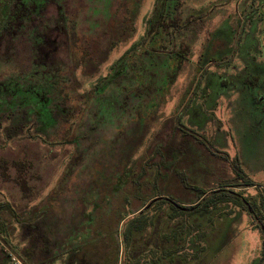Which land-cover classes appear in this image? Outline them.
<instances>
[{
  "label": "rangeland",
  "instance_id": "rangeland-1",
  "mask_svg": "<svg viewBox=\"0 0 264 264\" xmlns=\"http://www.w3.org/2000/svg\"><path fill=\"white\" fill-rule=\"evenodd\" d=\"M155 2L0 0V158L30 162L33 187L20 198L10 163V180L0 177V246L13 253L3 264H73L70 248H85L86 264L100 249L110 264L95 234L114 244L134 214L120 218L150 197L188 206L192 187L227 183L236 164L259 188L230 189L264 214V0H183L179 16L193 22L169 37L189 45L187 60L169 83L172 45L161 35L160 89L140 100L129 93L160 39L145 41ZM201 207L190 215L200 222ZM173 209L166 228L186 215ZM223 210L197 230L200 250L184 264H264L260 225ZM38 243L47 253L30 260L24 250Z\"/></svg>",
  "mask_w": 264,
  "mask_h": 264
},
{
  "label": "trees",
  "instance_id": "trees-1",
  "mask_svg": "<svg viewBox=\"0 0 264 264\" xmlns=\"http://www.w3.org/2000/svg\"><path fill=\"white\" fill-rule=\"evenodd\" d=\"M182 4L183 0H156L154 3L153 12L147 20L145 41L149 43L155 42L158 36L160 39L156 42L158 43V46L150 45L144 51V54H147L151 58L149 64L151 65V69L148 70L144 67V72L147 73L143 74V81H141L140 85L134 86V89L129 93L138 97L140 100L144 97L152 99V95L160 89L159 86L155 85L156 80H158L155 77L159 76L155 71H157L158 68H161L157 66L158 63L156 64V58L158 57L157 55H159L157 53H161L164 49H167V44L172 45L169 51L173 53L171 58L174 60L172 63V72L168 73L169 83L174 81L178 71L181 70L184 62L187 60V54L190 50L189 45L181 43L178 45V48L175 49V44L170 38L176 31L188 27V25L193 22L192 18L182 20L179 16ZM161 35H164V38L167 39V44H165L166 40L164 42L161 40ZM134 48L135 45H132L130 51L128 50V52L123 55V57L121 56L120 59L122 60L125 56L127 57V54L133 53ZM127 59L130 61L132 60V57L130 59L127 57ZM128 61L126 64H128L130 68H133V66L135 67L134 62L131 64V62L129 63ZM137 67H140V65H137ZM102 80L103 78L100 81ZM99 82L94 85L95 89L98 87ZM149 86H151V88ZM153 86L154 88H152ZM78 155L73 156L70 160L66 173L73 170L77 163ZM9 163L15 169V177L12 178V181L20 191V198L29 199L33 194V187L29 181L27 172L31 167L30 162L25 159H12L8 162L6 158H0V177L4 181L10 180V176L6 173ZM233 170L236 178H230L227 180V183L219 185L216 188L204 190L202 188L192 187L193 189H196L198 193L196 194L195 200L190 202V205L188 206L165 198L160 199V197H156L158 195L150 197V200L148 199V201L146 200L143 202L140 208L120 218L119 223L130 214H134L123 222V226H125L124 228H121V238L119 239L116 237L115 242L113 240L114 244H112L107 237L108 233L103 239L99 234H95L96 236L93 237L99 238L100 241L105 243L107 247L106 259H111L112 262L110 264H178V261L180 264H184L188 258H194L196 252L200 250L201 246L195 244L194 238V235L197 234V230L204 229L205 225L209 226L211 224V218L215 214L219 215L225 212L223 210L215 213L221 205H232L233 207H236L237 210H245L251 218L260 225V229L264 235V214L260 209L261 201L260 205L256 200L250 202L240 192L230 189V187L237 186H256L257 188H259V186L242 172L238 164L234 165ZM234 181L238 182L234 183ZM154 197H156V200L151 199ZM164 202L168 203L169 208H166L167 206L163 205ZM152 204H156L155 207L151 208ZM199 206H202L200 215H206V218H203L201 222L190 217V215L193 214V211H197ZM173 208L179 210L180 213L181 211H184L186 215L183 218L182 224L178 222L175 225H171L170 228H166L164 227V224L165 226L168 225V222L166 221L170 219L172 220L171 222H173V219L175 218V213L177 211ZM150 209L152 210V214ZM229 211L231 212L232 210ZM165 229L168 230L165 231ZM94 231L96 230H92V232ZM200 236L201 238L205 237L203 231ZM4 243L7 244L5 241ZM36 249L41 253H47V250L43 248V245L38 243L37 246L33 244L29 248H25V255L30 258V260L35 259L37 256ZM0 250L3 252L2 258H0V264L12 259V251L6 250L3 245L0 246ZM67 252L69 254V263L86 264V261L91 260L87 259L91 258V256L85 254V248H77L76 250L70 248ZM92 252L96 254L92 256L93 263L90 264H105L104 252H101L100 249H94ZM4 256H6V260Z\"/></svg>",
  "mask_w": 264,
  "mask_h": 264
}]
</instances>
